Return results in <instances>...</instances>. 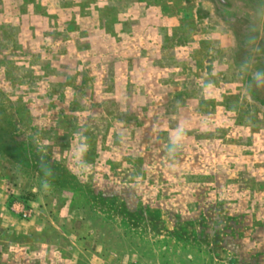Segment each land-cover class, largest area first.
<instances>
[{
    "label": "rangeland",
    "instance_id": "1",
    "mask_svg": "<svg viewBox=\"0 0 264 264\" xmlns=\"http://www.w3.org/2000/svg\"><path fill=\"white\" fill-rule=\"evenodd\" d=\"M223 1L0 0V264H264V0Z\"/></svg>",
    "mask_w": 264,
    "mask_h": 264
},
{
    "label": "clouds",
    "instance_id": "2",
    "mask_svg": "<svg viewBox=\"0 0 264 264\" xmlns=\"http://www.w3.org/2000/svg\"><path fill=\"white\" fill-rule=\"evenodd\" d=\"M246 43L253 46L255 44V37L249 36L246 40ZM253 63V57H249L245 60L244 64L242 65V68H244L245 70L251 69ZM261 80H264V70H255L251 72V81L254 84L259 85Z\"/></svg>",
    "mask_w": 264,
    "mask_h": 264
},
{
    "label": "built area",
    "instance_id": "3",
    "mask_svg": "<svg viewBox=\"0 0 264 264\" xmlns=\"http://www.w3.org/2000/svg\"><path fill=\"white\" fill-rule=\"evenodd\" d=\"M9 210L22 220L27 219L30 214L29 210L24 204H12L9 206Z\"/></svg>",
    "mask_w": 264,
    "mask_h": 264
},
{
    "label": "trees",
    "instance_id": "4",
    "mask_svg": "<svg viewBox=\"0 0 264 264\" xmlns=\"http://www.w3.org/2000/svg\"><path fill=\"white\" fill-rule=\"evenodd\" d=\"M216 2H218L219 4L223 5V0H216Z\"/></svg>",
    "mask_w": 264,
    "mask_h": 264
}]
</instances>
